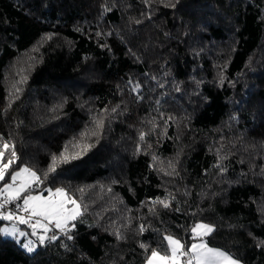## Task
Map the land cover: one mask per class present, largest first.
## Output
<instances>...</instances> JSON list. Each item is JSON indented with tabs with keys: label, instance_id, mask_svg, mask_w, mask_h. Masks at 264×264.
<instances>
[{
	"label": "trees",
	"instance_id": "16d2710c",
	"mask_svg": "<svg viewBox=\"0 0 264 264\" xmlns=\"http://www.w3.org/2000/svg\"><path fill=\"white\" fill-rule=\"evenodd\" d=\"M0 150L82 212L0 264H145L197 223L264 264V0H0Z\"/></svg>",
	"mask_w": 264,
	"mask_h": 264
},
{
	"label": "snow or ice",
	"instance_id": "6c2138e0",
	"mask_svg": "<svg viewBox=\"0 0 264 264\" xmlns=\"http://www.w3.org/2000/svg\"><path fill=\"white\" fill-rule=\"evenodd\" d=\"M18 92L19 89H16ZM10 146L8 144L3 145L6 150ZM4 157V151L0 150V161ZM16 153L13 150L11 152V158L6 163L0 162V181H4L8 168L12 165ZM78 154L72 156L71 159H77ZM62 161L70 162V158L67 155L61 157ZM56 170V162L54 160L51 171ZM46 178V177H45ZM35 172H32L28 167L22 168L20 171L15 172L11 176L12 183L5 184L3 188L4 199L0 203V220L4 221H16L19 224H26L32 228L31 235L36 236L40 244H44L46 240L55 241L57 236L53 234L48 237L46 235H38L37 230H42L43 233L53 231V229L60 230L61 233L68 235L69 225L74 228L75 224L71 223L82 215L81 205L77 201L68 195L63 188H57L54 192L52 189H47L49 195L47 197L43 195H27L23 196V204L18 205L20 211L27 213V217L18 216L14 212L4 211L5 205L11 201L20 200L22 194L27 192L34 181H38ZM20 180V184L17 186L16 181ZM161 203H164L161 201ZM165 207L168 205L165 203ZM35 218V219H34ZM34 219V222H33ZM51 225V227H50ZM143 230V229H141ZM5 235L16 236L17 228L13 225L12 228L2 229ZM198 237H201L200 243H193L187 251L184 249V245L179 239H175L172 236L165 237L170 252L161 255L157 251H152L151 256L147 264H239V261L233 259L228 253L221 251L220 249L211 248L207 243L203 242L202 237L208 235L213 231V228L209 225L198 224L192 230ZM19 235L26 236L28 233L20 232ZM72 239L71 236H68ZM23 247L28 252H33V242L23 244Z\"/></svg>",
	"mask_w": 264,
	"mask_h": 264
},
{
	"label": "rangeland",
	"instance_id": "374dc122",
	"mask_svg": "<svg viewBox=\"0 0 264 264\" xmlns=\"http://www.w3.org/2000/svg\"><path fill=\"white\" fill-rule=\"evenodd\" d=\"M14 79H19V75L18 74H14ZM0 162H2V161H0ZM24 167H26V166H23L22 168H24ZM21 168V169H22ZM21 169H19V170H17V171H20ZM30 169V168H29ZM32 172H35L36 173V175L38 174L36 171H34V170H32V169H30ZM17 171H15V172H17ZM15 172H13L12 174H11V176L15 173ZM11 176H10V179H9V181L8 182H6L5 184H10V183H12V180H11ZM37 177H38V175H37ZM20 180H17L16 181V185L18 186L19 184H20ZM0 183H1V181H0ZM5 184H3V185H1L0 186V197H4V194H3V188H4V186H5ZM38 184H39V182L38 181H34L33 183H32V185H31V187L29 188V190L27 191V192H25V193H23L22 194V200H23V196H27V195H43V196H45V197H47L48 195H49V193H48V191H47V189H49V188H45V189H37L38 188ZM36 189V190H35ZM50 189H52V188H50ZM57 188H55V189H52L53 190V192L56 190ZM46 191V192H45ZM198 224H204V225H207V224H205V223H197L195 226H194V228L198 225ZM13 225H15V227L17 228V230H18V232H17V235L16 236H11V235H5L4 233H3V231H2V229H4V228H12L13 227ZM31 227H26V228H24V227H21V225L18 223V222H16V221H7V222H5V223H3L2 224V226H1V228H0V230H1V233L4 235V236H7V237H9V238H13V239H15L16 241H18L20 244H21V246H22V248L26 251V252H28L27 251V249L26 248H24L23 247V244H25V243H28L29 241H31V242H33V247H34V249L36 250V248H37V246L38 245H40V242L37 240V237L36 236H33V235H31V233H32V228L30 229ZM54 230V229H53ZM57 231L56 232H58V231H60V230H58V229H56ZM20 232H24V233H28L29 235H26L25 237H26V240H24V242H22L23 240H21L22 238H23V236H21V235H19V233ZM194 233V232H193ZM195 234V238H197L196 239V241H194L193 243H200L201 241H199V239H201V237H198L197 235H196V233H194ZM38 235H46L47 236V234H45V233H39L38 232ZM173 238H175V237H173ZM175 239H177V238H175ZM202 240H203V242H205L206 243V241H205V236H203L202 237ZM192 243V244H193ZM191 244V245H192ZM209 246V245H208ZM210 247V246H209ZM190 248V247H189ZM211 248H213V247H211ZM216 249V248H215ZM34 250V251H35ZM221 251H223V250H221ZM225 252V251H224ZM28 253H32V252H28ZM227 253V252H226ZM162 255V254H161ZM231 256V255H230ZM232 257V256H231ZM150 258V257H149ZM149 258L147 259V261H146V263L145 264H147V262H148V260H149ZM233 259H235V258H233ZM235 260H237V259H235ZM238 261V260H237ZM239 264H241V262L239 261Z\"/></svg>",
	"mask_w": 264,
	"mask_h": 264
},
{
	"label": "built area",
	"instance_id": "2783aa9c",
	"mask_svg": "<svg viewBox=\"0 0 264 264\" xmlns=\"http://www.w3.org/2000/svg\"><path fill=\"white\" fill-rule=\"evenodd\" d=\"M3 199H4V197H0V203L3 202ZM22 204H23V200L22 199L16 200V201H11L9 204L5 205L4 211H11V212H14L18 216L27 217L28 214L23 212V211H20L19 208L17 207L18 205L22 206ZM34 219H33V222H34ZM50 227H51V225H50Z\"/></svg>",
	"mask_w": 264,
	"mask_h": 264
},
{
	"label": "crops",
	"instance_id": "0c3cea01",
	"mask_svg": "<svg viewBox=\"0 0 264 264\" xmlns=\"http://www.w3.org/2000/svg\"><path fill=\"white\" fill-rule=\"evenodd\" d=\"M21 225V227H24V228H26V227H29L28 225H26V224H20ZM31 229V228H30ZM37 232H39V233H42V230H37ZM47 234V236L48 237H50V235H49V232L48 233H46ZM193 235L195 236V234L193 233ZM21 240H23L22 242H24V240H26V237L25 236H23V238L21 239ZM199 241H201V239H199ZM182 243V242H181Z\"/></svg>",
	"mask_w": 264,
	"mask_h": 264
}]
</instances>
